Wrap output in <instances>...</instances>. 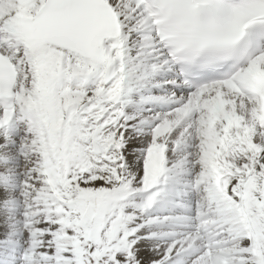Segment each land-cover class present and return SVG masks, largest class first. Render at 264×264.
Instances as JSON below:
<instances>
[{
  "label": "snow or ice",
  "instance_id": "1",
  "mask_svg": "<svg viewBox=\"0 0 264 264\" xmlns=\"http://www.w3.org/2000/svg\"><path fill=\"white\" fill-rule=\"evenodd\" d=\"M0 264H264V0H0Z\"/></svg>",
  "mask_w": 264,
  "mask_h": 264
}]
</instances>
